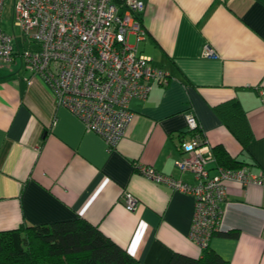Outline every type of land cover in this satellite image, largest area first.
<instances>
[{
  "label": "crops",
  "instance_id": "0c3cea01",
  "mask_svg": "<svg viewBox=\"0 0 264 264\" xmlns=\"http://www.w3.org/2000/svg\"><path fill=\"white\" fill-rule=\"evenodd\" d=\"M144 1L137 50L167 81L129 101L133 115L111 148L20 58L0 63V230L81 216L143 264H166L174 251L198 256L201 248L188 235L193 196L139 170L146 165L194 181L175 165L179 142L190 136L189 111L211 152L208 176L219 167L216 143L251 174H264V0ZM232 98L252 134L242 152L214 110ZM123 191L137 198L134 210L125 208ZM220 208V233L208 244L229 264H264L261 187L227 181Z\"/></svg>",
  "mask_w": 264,
  "mask_h": 264
},
{
  "label": "built area",
  "instance_id": "2783aa9c",
  "mask_svg": "<svg viewBox=\"0 0 264 264\" xmlns=\"http://www.w3.org/2000/svg\"><path fill=\"white\" fill-rule=\"evenodd\" d=\"M3 1L0 63L11 62L18 55L26 69L46 82L58 104L75 114L108 147L115 146L133 115L129 101L145 97L154 83L167 81V73L137 50V42L145 37L138 17L145 1L14 0L13 24L23 40L36 43L35 48L22 51L14 49V36L2 28ZM130 34L134 35L133 44L129 43ZM205 54L212 56L214 52L207 47ZM185 121L192 132L179 142L182 155L175 165L181 172L193 174L194 181L164 175L151 166L139 170L155 182L193 196L188 235L202 248L218 229L226 182L259 185L264 207V174H251L242 167H217L216 174L208 176L206 163L211 152L195 132L197 118L189 111ZM122 199L126 209L136 208L138 200L130 192L123 191Z\"/></svg>",
  "mask_w": 264,
  "mask_h": 264
},
{
  "label": "trees",
  "instance_id": "16d2710c",
  "mask_svg": "<svg viewBox=\"0 0 264 264\" xmlns=\"http://www.w3.org/2000/svg\"><path fill=\"white\" fill-rule=\"evenodd\" d=\"M214 110L239 143L240 152L246 150L252 134L237 99L220 102L214 106ZM187 131L192 132L189 129ZM195 132L199 133L197 129ZM211 149L219 167L236 169L243 166V160L230 155L222 144L216 143ZM215 233L220 232L216 230ZM225 234L231 235L232 232L226 231ZM0 264L143 263L105 235L97 225L81 216H73L0 230ZM166 264L229 263L207 244L201 248L198 256L174 251Z\"/></svg>",
  "mask_w": 264,
  "mask_h": 264
},
{
  "label": "rangeland",
  "instance_id": "374dc122",
  "mask_svg": "<svg viewBox=\"0 0 264 264\" xmlns=\"http://www.w3.org/2000/svg\"><path fill=\"white\" fill-rule=\"evenodd\" d=\"M13 5L14 0H4L3 1V8L1 13V25L4 30L14 36V49L22 51V49H31L36 47V43L30 42L28 39L23 40L22 34L18 27H16L12 20H13ZM132 38H129V43L132 42ZM16 59L19 58L17 55Z\"/></svg>",
  "mask_w": 264,
  "mask_h": 264
}]
</instances>
